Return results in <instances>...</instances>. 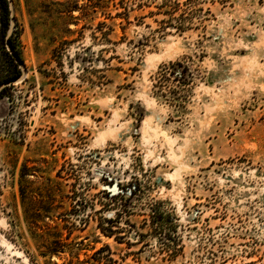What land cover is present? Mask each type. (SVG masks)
Listing matches in <instances>:
<instances>
[{
  "label": "rangeland",
  "instance_id": "rangeland-1",
  "mask_svg": "<svg viewBox=\"0 0 264 264\" xmlns=\"http://www.w3.org/2000/svg\"><path fill=\"white\" fill-rule=\"evenodd\" d=\"M12 1L0 264H264V0Z\"/></svg>",
  "mask_w": 264,
  "mask_h": 264
},
{
  "label": "water",
  "instance_id": "water-1",
  "mask_svg": "<svg viewBox=\"0 0 264 264\" xmlns=\"http://www.w3.org/2000/svg\"><path fill=\"white\" fill-rule=\"evenodd\" d=\"M7 1H8V7H9V10H10V23H9L8 30L6 32L5 43H6V47H7L8 52L14 58L15 62L18 64L21 72H20L19 76L14 77V78H10V79L2 82L0 84V90L2 88H4L5 86H8L9 84L13 83L16 80L24 79V77L26 75V66H25L23 60L20 58V56L16 53L15 49L12 46L11 40H10V36L12 35L13 30L15 28L16 18H15V15H14L13 1L12 0H7Z\"/></svg>",
  "mask_w": 264,
  "mask_h": 264
},
{
  "label": "trees",
  "instance_id": "trees-1",
  "mask_svg": "<svg viewBox=\"0 0 264 264\" xmlns=\"http://www.w3.org/2000/svg\"><path fill=\"white\" fill-rule=\"evenodd\" d=\"M0 5H1V7H2L3 23H5V26L7 27V30H8L9 23H10V10H9V7H8V1H7V0H0ZM10 40H11L12 46H13V48L15 49L16 53H17V54L20 56V58L22 59L19 50L16 48V45H15L14 41L12 40V36H10ZM10 58L12 59L14 65H15V69H14V71H13L11 74H9V75L6 77V79H4V81H6V80H8V79H10V78H14V77L19 76V75H20V72H21V70H20L18 64L15 62L14 58H13L11 55H10ZM177 76H178V74L176 75V77H177ZM4 81H2V82H4ZM2 82H1V83H2ZM1 83H0V84H1ZM7 87H8V86H5L4 88H2V89L0 90V94L4 93V92L6 91V88H7ZM133 192H135V191H133Z\"/></svg>",
  "mask_w": 264,
  "mask_h": 264
},
{
  "label": "bare ground",
  "instance_id": "bare-ground-1",
  "mask_svg": "<svg viewBox=\"0 0 264 264\" xmlns=\"http://www.w3.org/2000/svg\"><path fill=\"white\" fill-rule=\"evenodd\" d=\"M164 132V131H163ZM172 141V140H171ZM4 243V242H3Z\"/></svg>",
  "mask_w": 264,
  "mask_h": 264
}]
</instances>
